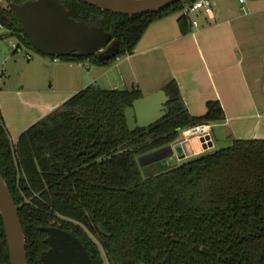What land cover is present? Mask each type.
Segmentation results:
<instances>
[{"label":"trees","instance_id":"trees-1","mask_svg":"<svg viewBox=\"0 0 264 264\" xmlns=\"http://www.w3.org/2000/svg\"><path fill=\"white\" fill-rule=\"evenodd\" d=\"M60 1L70 17L110 32L118 40V57L134 50L151 22L192 2L127 16ZM1 10L2 26L33 48L10 6ZM178 21L187 32L188 13ZM116 56L88 59L107 65ZM162 88L169 97L166 114L133 131L124 110L142 96L136 88L84 87L15 143L0 110V173L18 207L28 264H41L39 254L47 248L39 226L75 235L92 264H264V138L233 139L174 166L143 169L139 155L173 143L184 128L224 119L218 100L207 101L205 113L193 116L175 80ZM0 264H9L1 217Z\"/></svg>","mask_w":264,"mask_h":264},{"label":"crops","instance_id":"crops-1","mask_svg":"<svg viewBox=\"0 0 264 264\" xmlns=\"http://www.w3.org/2000/svg\"><path fill=\"white\" fill-rule=\"evenodd\" d=\"M180 14L151 22L134 50L113 65L53 57L29 64L27 75L17 84L7 90L0 87V110L12 142L89 85L136 88L146 95L172 79L191 115H203L209 100H218L224 112L222 121L209 124L212 146L206 150L199 137L180 132L177 140H185L192 154L177 163L233 139L264 138V0L213 1L211 16L205 15L185 33L179 26ZM7 58L4 51L2 62Z\"/></svg>","mask_w":264,"mask_h":264},{"label":"water","instance_id":"water-1","mask_svg":"<svg viewBox=\"0 0 264 264\" xmlns=\"http://www.w3.org/2000/svg\"><path fill=\"white\" fill-rule=\"evenodd\" d=\"M10 1V8L34 50L53 57L73 54L82 57L97 56L100 60L114 58L118 52V40L102 26L88 24L69 16L60 0ZM109 12L133 16L158 12L179 0H78ZM168 95L163 88L133 100L124 110L129 131L148 127L167 112ZM203 149L212 146L210 134L199 136ZM185 140L151 150L137 157L138 165L145 169L171 167L179 159L190 156ZM0 217L4 226L9 264H28L25 235L20 222L18 207L0 173ZM47 233L45 242L49 248L40 255L41 264H92L82 242L70 232L55 226H39Z\"/></svg>","mask_w":264,"mask_h":264},{"label":"rangeland","instance_id":"rangeland-1","mask_svg":"<svg viewBox=\"0 0 264 264\" xmlns=\"http://www.w3.org/2000/svg\"><path fill=\"white\" fill-rule=\"evenodd\" d=\"M214 2H220V0H213ZM1 5L3 7L7 6L6 1H1ZM176 13H183V9L181 11H177ZM205 14L203 10H197L194 12H190L188 14L189 18L191 20L195 19L198 23H201L203 18H205ZM6 34L5 28H0V35ZM17 42L18 38L14 35L5 36L3 38H0V73L3 72L4 74L0 76V87L4 90H7L10 88L11 85L17 84L19 82L20 77L26 76L28 73V67L30 66L33 61H35L37 58H44L51 60L53 56H48L42 53L37 52L33 48H30L22 43H20L17 50L14 52L13 47L9 45V42ZM5 51L6 54H8V58L2 62V53ZM29 54L31 56L30 59H27L26 55ZM57 58H64V57H57ZM115 62V59L111 60L107 65H113ZM25 73V74H24ZM23 74V75H22ZM111 77H113L110 74ZM217 132V128L213 127L211 129V134L214 136ZM230 143L227 142V144H220L217 146L216 149L225 147L229 145ZM151 170H155V168H151Z\"/></svg>","mask_w":264,"mask_h":264},{"label":"built area","instance_id":"built-area-1","mask_svg":"<svg viewBox=\"0 0 264 264\" xmlns=\"http://www.w3.org/2000/svg\"><path fill=\"white\" fill-rule=\"evenodd\" d=\"M240 2H243L244 0H239ZM212 6H213V0H192V2L186 4V6L183 8V13H190L197 10H203L205 14L208 16H211L212 14ZM191 25L196 27L197 21L195 19L191 20ZM0 28H4L2 24L0 23ZM6 30V36L14 35L13 31L11 29H5ZM9 45L13 47V49H17L20 45L19 40L17 42H9ZM26 57L29 59L31 56L29 54L26 55ZM54 59H57V57H53ZM119 57L116 56L115 59H118ZM209 124H198L195 126H191L188 128L182 129V135L185 137H191V136H203L208 132L209 130Z\"/></svg>","mask_w":264,"mask_h":264},{"label":"flooded vegetation","instance_id":"flooded-vegetation-1","mask_svg":"<svg viewBox=\"0 0 264 264\" xmlns=\"http://www.w3.org/2000/svg\"><path fill=\"white\" fill-rule=\"evenodd\" d=\"M15 1V0H14ZM25 1V0H24ZM7 2V6L9 5L10 6V1H6ZM16 2V1H15ZM2 6V5H1ZM6 6V7H7ZM13 31V30H12ZM23 32V31H22ZM13 33H14V31H13ZM24 34V33H23ZM55 227H57V226H55ZM62 229V228H61ZM64 230V229H63ZM67 231V230H66ZM42 232H44V231H42ZM69 232V231H68ZM45 233V237H44V239H43V241L45 242V239H46V237H47V233L46 232H44ZM46 244H47V248H45L44 250H42L41 252H40V254H39V259H40V255H41V253L42 252H44V251H46L48 248H49V244L47 243V242H45ZM41 262V261H40Z\"/></svg>","mask_w":264,"mask_h":264}]
</instances>
